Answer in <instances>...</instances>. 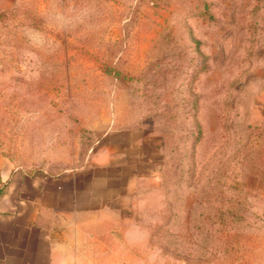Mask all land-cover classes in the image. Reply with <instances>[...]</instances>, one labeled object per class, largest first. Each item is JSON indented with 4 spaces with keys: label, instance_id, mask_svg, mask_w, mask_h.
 Segmentation results:
<instances>
[{
    "label": "rangeland",
    "instance_id": "rangeland-1",
    "mask_svg": "<svg viewBox=\"0 0 264 264\" xmlns=\"http://www.w3.org/2000/svg\"><path fill=\"white\" fill-rule=\"evenodd\" d=\"M263 96L264 0H0V189L98 179L68 264H264Z\"/></svg>",
    "mask_w": 264,
    "mask_h": 264
},
{
    "label": "crops",
    "instance_id": "crops-1",
    "mask_svg": "<svg viewBox=\"0 0 264 264\" xmlns=\"http://www.w3.org/2000/svg\"><path fill=\"white\" fill-rule=\"evenodd\" d=\"M257 102L264 108V96ZM91 175L12 173L0 193V264H68L72 251H91L99 209L98 179Z\"/></svg>",
    "mask_w": 264,
    "mask_h": 264
},
{
    "label": "trees",
    "instance_id": "trees-1",
    "mask_svg": "<svg viewBox=\"0 0 264 264\" xmlns=\"http://www.w3.org/2000/svg\"><path fill=\"white\" fill-rule=\"evenodd\" d=\"M1 190H2V188L0 189V193H1Z\"/></svg>",
    "mask_w": 264,
    "mask_h": 264
}]
</instances>
